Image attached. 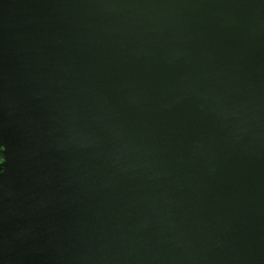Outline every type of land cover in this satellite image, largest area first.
<instances>
[{
	"label": "water",
	"instance_id": "95a60500",
	"mask_svg": "<svg viewBox=\"0 0 264 264\" xmlns=\"http://www.w3.org/2000/svg\"><path fill=\"white\" fill-rule=\"evenodd\" d=\"M0 264H264V0H0Z\"/></svg>",
	"mask_w": 264,
	"mask_h": 264
},
{
	"label": "rangeland",
	"instance_id": "374dc122",
	"mask_svg": "<svg viewBox=\"0 0 264 264\" xmlns=\"http://www.w3.org/2000/svg\"><path fill=\"white\" fill-rule=\"evenodd\" d=\"M4 151H5V147L3 145L1 130H0V176H2L4 173V163H5Z\"/></svg>",
	"mask_w": 264,
	"mask_h": 264
}]
</instances>
